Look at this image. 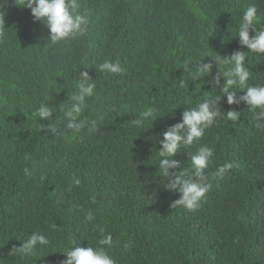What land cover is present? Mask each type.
<instances>
[{
  "label": "trees",
  "instance_id": "obj_1",
  "mask_svg": "<svg viewBox=\"0 0 264 264\" xmlns=\"http://www.w3.org/2000/svg\"><path fill=\"white\" fill-rule=\"evenodd\" d=\"M77 4L88 16L85 34L51 45L30 9L0 2V264H60L66 248L101 247V228L112 235L113 246L103 247L117 264H264V130L255 127L248 106L229 105L222 95V116L173 156L181 162L176 171L187 170V153L201 145L214 149L204 170L212 187L196 211L170 206L179 193L164 187L158 157L167 126L220 95L209 84L217 54L245 52L247 83L264 84V54L248 51L236 35L250 4L264 28V0ZM202 56L212 73L193 80L183 63L193 58L195 67ZM105 60L119 62L124 72H101ZM85 70L96 87L78 119L96 120L97 129L75 133L65 128L63 109ZM44 100L55 109L50 120L32 115ZM150 107L153 122L133 125ZM228 110L241 113L237 121L224 118ZM50 124L59 134L47 130ZM225 161L236 166L215 175ZM34 232L49 244L19 255L15 247Z\"/></svg>",
  "mask_w": 264,
  "mask_h": 264
},
{
  "label": "clouds",
  "instance_id": "obj_2",
  "mask_svg": "<svg viewBox=\"0 0 264 264\" xmlns=\"http://www.w3.org/2000/svg\"><path fill=\"white\" fill-rule=\"evenodd\" d=\"M2 2V0H0ZM19 6L30 9L34 21H42L48 29V39L45 44L55 45L61 41L77 39L85 34L88 24V16L80 13L77 0H15ZM4 12L0 11V37L4 35L2 23ZM257 7L250 4L243 12L238 25L237 34L239 44L246 46L252 53L264 54V28L257 26ZM251 33V34H250ZM209 56V55H204ZM202 56L196 60L195 67H190L193 58H186L183 63L185 72H189L191 79L196 80L201 76L212 73L213 64L204 62ZM212 57V56H211ZM245 52L236 50L230 56L218 55L213 57L217 70L215 75L209 80L211 88L219 89L220 95L216 97H206L199 103L182 112V118L170 126L162 133L159 140L161 147L158 150L159 171L166 179L165 188L179 193V198L171 202V207L181 206L190 212L196 211L200 207L201 200L212 187L208 177L204 172L208 169L210 161L214 158V149L207 145L199 146L194 153H187L190 166L187 170H179L181 162L173 159V156L182 148L192 146L196 141L204 136L205 130L212 127L217 118L222 116L219 101L221 96H226L229 105L245 103L252 114L253 122L257 129L264 130V84L249 85L247 81L250 77V69L245 67ZM87 68V67H85ZM101 72L112 74H122L124 68L119 62L105 60L98 65ZM194 69V70H193ZM76 84L77 92L71 96V102L64 109L66 118L65 128L75 133L87 128L89 132L97 129L96 120L78 119L86 107V98L94 95L96 85L92 83V77L88 71H81ZM221 78L223 82L221 83ZM243 91L242 95H237V90ZM51 93L46 99H51ZM44 100L40 106L32 113L36 118L50 120L55 110ZM224 118L229 121H237L240 112L237 110L224 111ZM156 109L146 108L139 113V116L132 121L136 127H143L145 121L153 122L156 117ZM47 130L54 134H59V130L54 124H50ZM233 162L225 161L216 168L215 175L223 177L234 168ZM170 169L172 171H170ZM26 175L31 173L24 169ZM79 185L80 180L73 181ZM86 218L93 220V214L88 212ZM101 237L98 244L101 247H70L61 251L65 259L60 264H117L116 260L107 254L103 246L111 248L113 238L111 234L100 229ZM48 238L40 233H32L26 240L22 241L15 251L21 256H32L37 245H48Z\"/></svg>",
  "mask_w": 264,
  "mask_h": 264
}]
</instances>
